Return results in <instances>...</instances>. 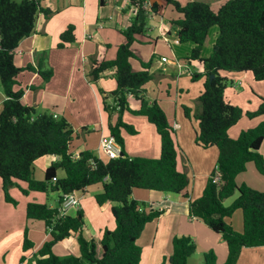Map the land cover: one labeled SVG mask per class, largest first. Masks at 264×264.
<instances>
[{"label": "trees", "instance_id": "16d2710c", "mask_svg": "<svg viewBox=\"0 0 264 264\" xmlns=\"http://www.w3.org/2000/svg\"><path fill=\"white\" fill-rule=\"evenodd\" d=\"M158 2L180 17L169 21L178 44L193 45L190 56L184 61L203 67L201 74L191 75L192 82L204 79L203 90L197 98L195 144L203 149L215 147L218 156L202 195L195 200L189 198L186 175L177 168L174 130L159 103L150 101L145 93V87L152 81L149 73L152 61L141 63V71L137 73L132 72L130 65L136 60L131 47L138 37H144L146 21L158 17L162 11ZM146 3L149 7L143 9ZM130 5L137 12L122 32L124 43L117 49L115 59L92 62L89 74L90 81L95 83L106 72L113 71L116 83L115 91L108 93L112 98L111 105L107 106L105 101L104 105L106 111L117 112V121L108 125V133L120 146V154L115 159L105 157L102 160L89 151L73 156L70 152L73 130L68 122L47 113L36 115L32 108L22 103L23 92L15 91L18 76L24 71L36 73L47 82L52 73L30 66L24 70L17 68L15 52L19 44L34 33L38 16L48 17L50 13L35 0H0V88L5 97L0 111V179L5 201L16 205L8 191L12 186H18L17 182L26 185L25 189L20 188L24 195L29 192L58 193L59 203L64 194L80 196L87 188L102 184V193L95 197L96 203L115 204L110 210L115 229L104 230L96 243L84 236L85 222L81 211L75 216L57 218L58 209L28 203L26 218L43 221L49 239L37 251L33 262H25L22 256L20 264H139L141 248L137 240L146 224L158 218L162 211L146 209L144 203L132 199L134 189L173 194L188 200V215L201 220L226 243L228 253L223 264H236L244 248L264 246V191L236 183V177L245 172L248 163L264 176V157L259 152L264 140V121L243 130L236 139L228 135V130L243 116L249 119L263 116L264 100L260 98L259 107L253 112H243L228 104L224 99L226 82L220 76L221 73H247L255 82H264V0H225L216 11L203 2L181 5L176 0H130ZM212 27L218 28V36L212 53L202 60V48ZM73 33V27L63 32L57 49L74 44ZM128 96L136 99L138 109L129 108ZM183 111L189 118L190 109L184 107ZM123 112L143 116L154 126L160 138L158 158L126 155L121 131L134 135L135 130L122 121ZM46 156L59 160L45 170L44 180L37 181L33 178L34 163ZM59 170L64 172L63 178H57ZM216 176L220 180L214 182ZM235 194L234 201L224 206V201ZM236 210L242 212L241 233L226 222ZM70 236H76L80 256L54 255L53 246ZM32 248L26 229L22 252ZM194 252L191 238L175 237L166 262L187 264ZM203 264H217L212 252L203 255Z\"/></svg>", "mask_w": 264, "mask_h": 264}, {"label": "crops", "instance_id": "0c3cea01", "mask_svg": "<svg viewBox=\"0 0 264 264\" xmlns=\"http://www.w3.org/2000/svg\"><path fill=\"white\" fill-rule=\"evenodd\" d=\"M35 1L40 2L42 8L48 10L50 15L38 16L34 33L19 44L15 52L14 64L23 70L30 66L42 72L51 71L52 75L47 82H44L36 73L24 71L17 78L18 86L15 91L23 92L22 103L32 108L36 115L47 113L56 115V118H64L68 122L73 130L70 144V152L73 156L89 151L105 160V155L99 148L100 141L109 137L108 125H113L117 121V112L106 111L104 105V101L107 106L112 103L108 93L116 89L114 72H106L95 83L90 81L89 74L92 62L113 61L117 49L124 43L122 32L128 27L134 15L130 0H102V4L101 0ZM224 3L225 0H222L216 9L212 7L211 9L216 11ZM158 4L162 6L160 15L150 18L158 23L157 37L165 42L169 49L157 57L154 66L151 64L149 73L152 75V81L145 87V93L150 101L156 100L159 103L174 130L178 149L177 168L186 175L189 198L195 200L202 195L208 177L215 169L218 151L215 147L203 149L195 144L198 123L191 120V117L186 118L183 108L192 110L194 108L196 113L199 111L197 98L203 90V83L202 87L198 84L195 86L187 84L184 75L190 74L189 66L195 63L185 62L188 57L181 58L188 55L190 48L171 45V35L175 36V33L169 21L180 17L162 2ZM164 9L165 12L167 9L170 10V18L162 14ZM69 27L74 29L75 43L59 50L57 45L60 35ZM215 35L216 32L212 33V36ZM144 37L147 38L146 35ZM138 38L136 43H139ZM174 43L179 45L176 38ZM191 47L193 49V45ZM132 53L137 57L136 53L133 51ZM166 55L169 56L167 63H161L160 60L165 59ZM131 62L132 72H140L141 70ZM220 76L226 82L224 99L228 104L241 108L243 112L257 110L260 98L264 100V82H255L247 73H221ZM184 91L186 95L183 94ZM4 99L0 88V111ZM127 102L130 109H138L139 104L134 97L128 96ZM121 118L135 130L134 135L121 131L126 155L158 158L160 138L154 126L148 123L145 117L135 116L129 112H123ZM262 121L264 115L252 119L243 116L228 130V135L236 139L243 130L254 128ZM259 152L264 157V140ZM58 160V157L53 156L36 160L33 166V178L37 181L44 180L45 170ZM249 164L252 163H248L245 172L236 177V183L238 185L244 183L264 191V176L256 171L253 164ZM63 177L64 172L57 171V178ZM17 183L18 186L14 185L8 191L10 197L17 202L16 205H12L4 199L0 179V264H20L22 256L25 257V262H33L37 251L49 239L43 221L26 218L27 204H44L43 198L46 193L29 192L24 195L20 188L25 189L26 185L22 182ZM101 193L102 184L87 188L80 195V208L69 209L66 212L69 216H75L78 211L82 212L84 222L87 221L84 236L87 240L96 243L99 242L104 230L115 229V222L110 212L115 204L106 202L98 205L95 197ZM56 194L57 206H48L51 209L59 207V194ZM131 197L144 203L146 209L162 211L158 218L146 224L137 240V245L141 248L139 264L164 262L169 264L166 258L172 253V241L179 236L191 238L195 245V252L188 258L187 264H203V255L209 252L214 254L217 264L225 262L228 253L226 243L201 220L188 215V200L173 194L141 189H134ZM91 215L99 220L89 232L88 223ZM226 222L236 232H242L243 220L240 210H236ZM26 229L33 248L24 253L22 244ZM52 252L57 257L80 256L76 236H70L57 243L53 246ZM236 264H264V246L242 249Z\"/></svg>", "mask_w": 264, "mask_h": 264}, {"label": "rangeland", "instance_id": "374dc122", "mask_svg": "<svg viewBox=\"0 0 264 264\" xmlns=\"http://www.w3.org/2000/svg\"><path fill=\"white\" fill-rule=\"evenodd\" d=\"M179 4L181 5H185L189 2H203V3H206L208 4L210 7H212L213 9H216L222 0H176ZM170 13V10L167 9V11L165 12V9L163 10L162 14H165V17L167 18H170L171 16L169 15ZM165 22V20H164ZM157 26H158V23L157 22H153L151 20V18H149L147 21H146V29H145V35L147 36L146 37H140L138 38V41L139 43H135L132 47V51L134 53H136L137 55V59L135 61H132V65L133 66H136L139 70L140 69V64L143 63V64H146L150 61H152V65L154 66L155 63H156V59L159 55L163 54L164 52H166L168 49H169V46L163 42L160 38H158V31H157ZM216 32V35L215 36H212V33ZM217 33H218V28L217 27H212L209 31H208V34L206 36V39H205V42H204V45H203V48H202V53H201V59L202 60H206L210 54L212 53V48L215 44V41L217 39ZM174 38L175 36L172 34L171 35V45L173 46H176V47H179V48H184V47H189L190 48V51L188 53V55L186 57H182L181 59H185L187 57L190 56L191 54V51H192V45L187 43V44H183V45H177L174 43ZM135 55V54H134ZM167 56V57H166ZM164 56L166 60H168L169 56L166 55ZM152 66V67H153ZM200 66V67H199ZM189 75H184L185 76V80L187 82V84L191 85V86H195V85H200L202 87V83H204V79L202 78L201 80H199L200 82H195V83H192L191 82V78L189 77L191 74H201L203 72V68L201 65H199L198 63H195L193 64L191 67L189 66ZM183 94L186 95V92L184 91ZM181 113H182V109H181ZM195 110L193 108L190 109V117H191V120L193 121H197L195 119ZM183 115V113H182ZM184 116V115H183ZM74 141V139H73ZM249 165H252V164H249ZM236 194L227 199V201L224 202V206H229L233 201L234 199L236 198ZM235 197V198H234ZM44 204H46L47 206H53V207H56L57 206V199H58V195L56 193H51V192H48L46 194H44ZM89 225H88V230L89 232H91L92 228H93V225L95 224L96 221H98L99 219H97L96 217H94L93 215H91L89 217ZM85 224H87V221H85ZM92 224V227H90Z\"/></svg>", "mask_w": 264, "mask_h": 264}, {"label": "built area", "instance_id": "2783aa9c", "mask_svg": "<svg viewBox=\"0 0 264 264\" xmlns=\"http://www.w3.org/2000/svg\"><path fill=\"white\" fill-rule=\"evenodd\" d=\"M149 7V4L146 3L143 5V9H147ZM134 14L137 12L136 8H132ZM161 63H167L166 59H161ZM54 118H56V115H53ZM176 127V126H174ZM101 152L107 159H115L120 154V146L116 143V141L113 138H103L100 141L99 146ZM219 176H216L214 178V182L219 181ZM80 208V196L76 195L74 193L64 194L61 197L59 207H58V215L57 218H62L66 215V212L69 209H79ZM51 230V229H50ZM49 230V231H50Z\"/></svg>", "mask_w": 264, "mask_h": 264}, {"label": "water", "instance_id": "95a60500", "mask_svg": "<svg viewBox=\"0 0 264 264\" xmlns=\"http://www.w3.org/2000/svg\"><path fill=\"white\" fill-rule=\"evenodd\" d=\"M213 77H210V79H212Z\"/></svg>", "mask_w": 264, "mask_h": 264}]
</instances>
